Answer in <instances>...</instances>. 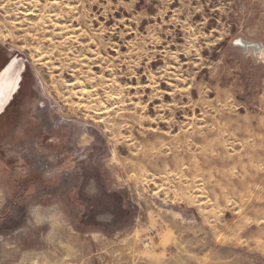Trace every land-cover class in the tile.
Instances as JSON below:
<instances>
[{
  "label": "rangeland",
  "instance_id": "rangeland-1",
  "mask_svg": "<svg viewBox=\"0 0 264 264\" xmlns=\"http://www.w3.org/2000/svg\"><path fill=\"white\" fill-rule=\"evenodd\" d=\"M15 57L0 264H264V0H0Z\"/></svg>",
  "mask_w": 264,
  "mask_h": 264
},
{
  "label": "bare ground",
  "instance_id": "bare-ground-1",
  "mask_svg": "<svg viewBox=\"0 0 264 264\" xmlns=\"http://www.w3.org/2000/svg\"><path fill=\"white\" fill-rule=\"evenodd\" d=\"M24 63L13 58L0 72V114L7 108L20 89Z\"/></svg>",
  "mask_w": 264,
  "mask_h": 264
},
{
  "label": "snow or ice",
  "instance_id": "snow-or-ice-1",
  "mask_svg": "<svg viewBox=\"0 0 264 264\" xmlns=\"http://www.w3.org/2000/svg\"><path fill=\"white\" fill-rule=\"evenodd\" d=\"M7 61H5V63H6ZM0 67H3V65H0Z\"/></svg>",
  "mask_w": 264,
  "mask_h": 264
},
{
  "label": "flooded vegetation",
  "instance_id": "flooded-vegetation-1",
  "mask_svg": "<svg viewBox=\"0 0 264 264\" xmlns=\"http://www.w3.org/2000/svg\"><path fill=\"white\" fill-rule=\"evenodd\" d=\"M0 72H1V71H0ZM18 91H19V90H18ZM17 93H18V92H17ZM17 93H16V94H17ZM16 94H15V95H16Z\"/></svg>",
  "mask_w": 264,
  "mask_h": 264
}]
</instances>
